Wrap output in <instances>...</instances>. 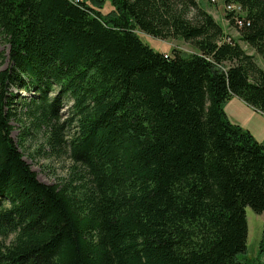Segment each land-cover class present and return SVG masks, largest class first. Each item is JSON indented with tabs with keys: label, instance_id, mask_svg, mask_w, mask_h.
I'll return each instance as SVG.
<instances>
[{
	"label": "trees",
	"instance_id": "1",
	"mask_svg": "<svg viewBox=\"0 0 264 264\" xmlns=\"http://www.w3.org/2000/svg\"><path fill=\"white\" fill-rule=\"evenodd\" d=\"M224 4L236 39L196 0H0V264H249L264 139L223 108L264 116V0ZM14 120L77 180L39 182Z\"/></svg>",
	"mask_w": 264,
	"mask_h": 264
},
{
	"label": "rangeland",
	"instance_id": "2",
	"mask_svg": "<svg viewBox=\"0 0 264 264\" xmlns=\"http://www.w3.org/2000/svg\"><path fill=\"white\" fill-rule=\"evenodd\" d=\"M200 5L218 22L223 30L231 35L234 39L237 38V29L230 26L226 19L227 9L224 0H217L213 5H208L203 0H196ZM236 8L235 6L233 7ZM112 11L111 5L105 4L103 12L108 14ZM235 12H238L237 10ZM141 41L149 46L152 50L159 53L170 54L172 49H178L184 54H191L193 49L182 41H167L162 42L142 33H137ZM242 48L250 55L254 53L249 50L244 44ZM8 46L0 41V53L5 57L0 63V70L6 67V56ZM255 62L259 68L264 71V61L261 57L255 54ZM20 96H29L28 93L20 92ZM224 111L230 123L239 126L242 130L248 131L257 142H262L264 139V116L246 106L242 101L233 98L224 104ZM65 110V109H64ZM63 110V111H64ZM13 130L11 136L16 143L19 151L23 155L24 161L30 166L31 170L36 174L39 182L46 185H56L63 180L73 178L77 180L80 173L77 171L68 154L51 153L47 155L49 150L41 148L43 146V138L39 134L36 141H20L19 133L23 129V125L17 120L11 122ZM246 219L248 225L247 251L245 259L249 264H264V256L259 254V244L262 236L264 225V213L260 216L255 215L250 209H246Z\"/></svg>",
	"mask_w": 264,
	"mask_h": 264
}]
</instances>
